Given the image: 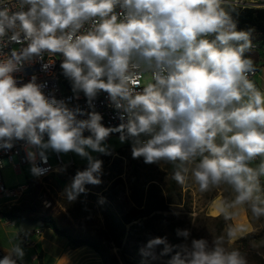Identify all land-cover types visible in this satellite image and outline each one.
<instances>
[{"label": "clouds", "instance_id": "clouds-1", "mask_svg": "<svg viewBox=\"0 0 264 264\" xmlns=\"http://www.w3.org/2000/svg\"><path fill=\"white\" fill-rule=\"evenodd\" d=\"M224 5L225 0H0V149L25 141L36 178L51 170L37 164L38 158L47 164L49 149L86 158L87 166L62 193L74 202L86 185L102 183L103 161L88 150L111 155L106 141L119 133L121 143L131 140L134 159L179 162L172 173L178 184L190 174L201 192L228 186L234 197L217 205L225 220L243 206L255 219L264 217V92L250 79L256 71L245 55L252 48L251 30H238ZM12 43L22 47L5 52ZM45 53L63 57L60 67L75 98L83 92L93 110L45 95L46 85L35 75L27 83L15 78ZM101 92L118 111V126L105 127L94 110ZM239 231L230 226L227 241ZM176 233L186 241L190 236L187 229ZM160 245V256L177 249L168 264H248L238 249L226 247L223 235L179 245L151 238L140 253L154 260ZM24 256L14 243L0 264H18Z\"/></svg>", "mask_w": 264, "mask_h": 264}, {"label": "rangeland", "instance_id": "rangeland-1", "mask_svg": "<svg viewBox=\"0 0 264 264\" xmlns=\"http://www.w3.org/2000/svg\"><path fill=\"white\" fill-rule=\"evenodd\" d=\"M257 37V34H253L251 41L257 39ZM257 52H260L264 56V43H258ZM119 135V133H114L106 141L113 149L111 155H104L90 149L88 150L94 158L103 161L102 183L98 186L86 185L87 191L85 193L96 195L103 201L106 197H111L110 203L121 211H127L134 206L131 199L134 180L137 179L140 184L139 188L144 190L150 184L149 181L154 180L158 184L159 189L166 195H169L174 203L170 205L167 212L157 213L153 218L142 224L136 232L126 234L123 238L122 249L111 250L119 264H168V261L177 249H174L168 255L160 256L159 253L163 248V245H160L156 249L157 258L154 260L151 258L145 259L141 255L140 249L151 238L166 237L169 244L179 245L183 243L190 244L192 239L201 238L211 242L222 235L225 236L226 247L238 249L247 259L248 264H264V226L260 230H253L247 233L254 235V238L239 241L241 237L247 235L242 234L241 236L237 235L234 240L228 242L226 230L230 226L233 227V218L225 220L221 216L217 218L210 216L211 206L216 200L220 198H223V200L231 199V189L228 186L222 185L207 192H201L190 174L188 180L183 185L178 184L172 179V173L179 162L173 168L171 167V163L146 164L143 157L134 159L131 155V140L121 143ZM46 154L50 165L57 168L60 167L57 166L52 150L49 149ZM59 155L62 164L65 165L71 162V167H68L64 172H55L41 180L39 183V193L49 203L47 209L43 206L42 209L48 210L45 211V215L55 217L62 224L71 225L76 228L78 233L86 234L97 240L101 236L104 222L96 206L90 201L81 199L79 196L74 202H69L62 195L64 189L71 183L77 170H83L87 166V160L74 152ZM30 168L31 164L22 166L19 168L18 173L6 161L1 171L5 188L8 190L17 189L19 186H24L27 181L34 180L35 177L31 174ZM172 181H174V184ZM12 200L11 197L0 195V206L9 204ZM245 208L252 216L251 211L246 206ZM252 218L255 219L253 216ZM18 226L17 220L0 216V244L5 249H3L5 255L12 245L17 243L25 252L23 260L18 261V264H38L36 255L42 252V250H45V254L42 252L44 264H55L56 261L58 262L57 264H65L63 261L65 257L61 258L60 261L58 258L62 251H67L70 248L69 243L56 237L55 232L51 228L42 236L45 240L39 242V238L35 232L24 237L20 233ZM38 228L41 230L39 232H43L44 228L47 227H42L41 225ZM177 229H187L190 231L187 241L183 237L177 236ZM104 246L106 248L109 247L106 243ZM89 249L92 250L89 246H84L77 253V256L83 254L89 256V253H91ZM88 256H85V258L90 259ZM71 262V264H80L77 258ZM85 264L107 263L97 254L95 261H88Z\"/></svg>", "mask_w": 264, "mask_h": 264}, {"label": "trees", "instance_id": "trees-1", "mask_svg": "<svg viewBox=\"0 0 264 264\" xmlns=\"http://www.w3.org/2000/svg\"><path fill=\"white\" fill-rule=\"evenodd\" d=\"M224 6L237 21L238 30H251V37L253 34H257L258 37L251 41L252 44L257 46L258 43H264V9ZM62 77L65 79L63 82L65 89L72 90L70 80L64 77L63 73ZM171 167L175 168V164L171 163ZM149 183L147 189L144 190L139 188V181L134 180L131 197L134 206L127 211H121L110 203L111 197H106L103 201L96 195L86 193L79 195L81 199L90 201L95 205L103 218V230L97 240L86 234L78 233L76 228L62 224L55 217L45 215V211L48 210H43L40 201H38L40 185L34 180L26 182L28 185L26 195L17 205L11 208L7 205L0 206V216L14 220L20 218L40 220L42 227L51 228L55 234L67 240L71 249L89 246L107 264H119L111 250L122 249L123 238L126 234L136 232L147 220L159 212H167L170 205L174 204L169 195L159 189L154 180H150ZM172 183L174 184V181ZM261 186L264 187L262 182ZM220 216L224 219L222 214ZM251 238H254V235L247 234L241 237L239 241ZM104 242L109 246L108 248L104 246ZM37 260L38 264H44L41 252L37 255Z\"/></svg>", "mask_w": 264, "mask_h": 264}, {"label": "built area", "instance_id": "built-area-1", "mask_svg": "<svg viewBox=\"0 0 264 264\" xmlns=\"http://www.w3.org/2000/svg\"><path fill=\"white\" fill-rule=\"evenodd\" d=\"M225 5L240 7L242 9L244 8L264 9V0H239V2L235 4L232 3V0H228V2H225ZM20 47H22V45L12 43L9 44L8 48L4 49V51L10 52L11 49L13 48L19 49ZM249 51H253V49H250ZM245 55L247 56V54ZM62 59L63 57L60 54H56L55 56L50 57L47 53H45L43 59H35L32 63L25 64L22 71L18 73H14L13 75L20 83H27L31 79V77L35 75L37 77V83H44L46 85L43 88V92L45 93V95H54L57 100H64L67 106L70 108L79 106L81 109L85 111L93 110L89 108L87 99L84 96L83 92H80L79 99H76L72 90L65 89L63 85L65 79L62 77V69L60 67ZM49 60H52L53 63L50 65L47 71H45L42 69V65L48 63ZM255 69H256L255 74L250 76V79H252L253 81L257 74L256 66ZM143 86H144L143 83H141V87ZM257 88L259 87L257 86ZM93 104H94V110L102 115L103 117L102 124L105 127H115L121 123V121L118 118V111L110 106V101L107 93L104 92L99 93L96 99L93 101ZM79 118L84 119L87 117L85 116ZM112 134H110V136ZM84 135L88 136L90 135V133L86 130L84 132ZM45 140H47L46 135H45ZM25 149H26L25 141H15L14 147L10 150L0 149V161H3V166L0 167V195L9 197L11 196V193L18 192V188L13 190H8L5 188L1 171L5 166V161H7L12 167V169L18 173H19V168L27 164H30L26 159ZM54 155L57 162V166H61L62 162L60 155L55 152ZM37 164L43 167H50L51 170L45 175V178L57 172L56 171L57 167H53L52 165H50L49 161H47L46 165H43L41 164L38 158ZM38 201H40L41 205L45 209L49 207V203L45 199H43V196L41 194H39L38 196ZM35 233H40L37 228L35 230ZM4 255L5 254L3 248L0 245V259H2Z\"/></svg>", "mask_w": 264, "mask_h": 264}, {"label": "crops", "instance_id": "crops-1", "mask_svg": "<svg viewBox=\"0 0 264 264\" xmlns=\"http://www.w3.org/2000/svg\"><path fill=\"white\" fill-rule=\"evenodd\" d=\"M254 52H255L254 57H255V59H257V61L254 62L255 66L257 67V74L255 76L254 82H255L256 86H258L261 89V91L264 92V56L261 55L260 52H257V48L254 50ZM259 162H260V160L258 158L257 161L253 162L252 166L255 167ZM70 163L71 162H69V163H67L65 165H69ZM260 179H261L262 184L264 185V177H261ZM233 197H234V193L231 191V199ZM222 200H223V198H220V199L216 200L215 203L211 206V214H210V216L212 218H217V217H219L221 215L219 213V211H218L217 205ZM237 212H238V215L233 217V220H234L233 227L242 229V231H239L237 235L241 236L242 234L250 233L253 230H260V228H262L264 226V217H261L258 220L257 219H253L252 216L247 212V209L245 208V206L241 207L240 209H237ZM253 220H254V222H253ZM38 231H41V230L38 228ZM46 231H49V228H44V231L40 232V234L39 233H35L36 236H38V238H39V242H42V241L45 240L44 237H42V236L45 235ZM55 236L58 237V238H61L66 243H68L67 240L63 239L60 236H57V234ZM83 247H80V248H77V249L69 248L67 251H62L61 254H59L60 255L59 258H58L59 261L63 257H65V258H63V261L65 262V264H71L72 263L71 261L76 259V258L79 260L80 264H85L88 261L89 262L90 261H95V259L97 258V254L94 255L95 252L93 250H90V249L89 250L91 251V253H89V256L87 254H83L81 256L80 255L77 256V253H79V251ZM3 249H4V247H3ZM42 252H43V254H45V250H42ZM66 256H67V259H66ZM85 256H88V258H90V259H86ZM57 263L58 262L56 261L55 264H57Z\"/></svg>", "mask_w": 264, "mask_h": 264}, {"label": "water", "instance_id": "water-1", "mask_svg": "<svg viewBox=\"0 0 264 264\" xmlns=\"http://www.w3.org/2000/svg\"><path fill=\"white\" fill-rule=\"evenodd\" d=\"M247 56L253 60V62H256L257 59H255L254 51H248ZM18 225H19V230L20 233L24 236L27 237L30 234H32L36 228L42 225V222L40 220H35V219H30V218H20L17 220Z\"/></svg>", "mask_w": 264, "mask_h": 264}, {"label": "bare ground", "instance_id": "bare-ground-1", "mask_svg": "<svg viewBox=\"0 0 264 264\" xmlns=\"http://www.w3.org/2000/svg\"><path fill=\"white\" fill-rule=\"evenodd\" d=\"M225 2H228V0H225ZM256 48H257V46L252 44L251 49H253V51H254ZM68 167H71V163L69 165H67V168ZM43 179H45V175L42 177H39V178L35 177L34 181L41 182V180H43ZM27 188H28V185L25 184L24 186L18 187V192L11 193V196H9V197H11L13 200L11 203L6 204L7 207L11 208V207L17 205L25 197Z\"/></svg>", "mask_w": 264, "mask_h": 264}]
</instances>
